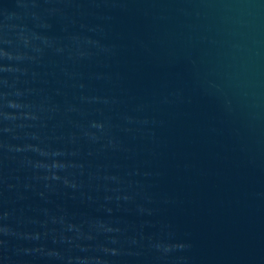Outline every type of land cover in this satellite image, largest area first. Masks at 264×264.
I'll list each match as a JSON object with an SVG mask.
<instances>
[{
    "label": "water",
    "instance_id": "obj_1",
    "mask_svg": "<svg viewBox=\"0 0 264 264\" xmlns=\"http://www.w3.org/2000/svg\"><path fill=\"white\" fill-rule=\"evenodd\" d=\"M0 264H264V0H0Z\"/></svg>",
    "mask_w": 264,
    "mask_h": 264
}]
</instances>
